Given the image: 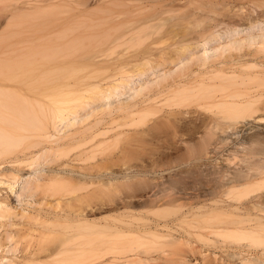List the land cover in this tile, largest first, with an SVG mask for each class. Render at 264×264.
<instances>
[{
  "label": "bare ground",
  "instance_id": "obj_1",
  "mask_svg": "<svg viewBox=\"0 0 264 264\" xmlns=\"http://www.w3.org/2000/svg\"><path fill=\"white\" fill-rule=\"evenodd\" d=\"M11 1L0 0V27L8 22L0 33V264H135L168 237L164 217L179 208L136 209L155 206L125 192L143 171L108 164L115 151L143 143L137 135L151 131L140 130L151 120L188 106L226 125L229 137L258 129L264 0L254 1V14L235 0H136L137 19L111 0L97 18L86 14L90 21L69 15L82 1ZM124 39L125 50L150 39L179 46L157 62L147 48L113 58L112 45ZM253 155L247 178L227 197L264 193V146ZM200 208L184 215L191 228L264 255V217ZM104 210L112 215L99 216ZM26 238L36 244L21 250Z\"/></svg>",
  "mask_w": 264,
  "mask_h": 264
},
{
  "label": "rangeland",
  "instance_id": "obj_2",
  "mask_svg": "<svg viewBox=\"0 0 264 264\" xmlns=\"http://www.w3.org/2000/svg\"><path fill=\"white\" fill-rule=\"evenodd\" d=\"M5 1L15 4L11 0ZM71 1H82V4L71 3L76 7V11L71 10L69 15L74 14L76 18L85 15L81 20L90 21L93 17H87L86 14L93 13L97 18L102 13L101 8L111 0ZM115 1L123 2L122 14L127 12L126 16L138 18L140 13L138 8L142 2ZM254 1L235 0V4H238V7L245 6V11L250 10L249 12L254 14L257 9ZM2 6L3 4L0 3V7ZM8 14L9 11H5L1 21L4 22ZM126 16L122 15L113 20L120 22ZM7 23L4 22L0 27V33ZM126 40L112 45L116 52L113 58L122 59L134 54L135 51L147 48L149 53L145 56L157 62L161 61L163 55L166 59L172 57L179 46L177 40L163 39L154 42L150 39L139 47L125 50L127 46L123 44L127 42ZM119 44L122 45L117 47ZM130 62H140V60ZM193 69H196V66H193ZM206 115L207 113L200 108L188 106L181 108L175 114H170V120H151L148 127L140 129L147 130L150 127L151 131L148 129V134L137 135L143 143L138 142L130 147L133 151L128 149L129 151L123 154L115 151L117 156L115 155L113 161L108 164L114 171H124L131 167L143 171L135 181L131 182V187L134 189L125 192L130 195L135 194L138 204H142L147 197L154 199L155 206L136 209L147 212L165 207L179 208L164 217L169 227L164 228L162 233L168 237L161 239V244L157 248L142 255L135 264H246V260L254 264H264L261 250L254 251L245 247L246 241L226 239L212 234L207 228L198 233L183 220L185 214L189 216L198 207H201L202 211L217 210L218 207V211H233L240 218L264 217V212H260L258 207L254 206L257 204L259 207H264V193L261 197H247L240 201L226 196V192L232 186L240 185L245 181L249 163L254 162L253 153L264 146V120L253 123V126L258 127L253 132L243 130L237 134L231 133L229 137L226 125L219 120L208 119ZM132 135L133 131H129L126 138H131ZM124 143L125 141L121 144ZM148 170L150 171L147 172ZM159 184L160 189L155 188ZM12 197L14 204H17V198L13 195ZM124 209L122 208L121 211ZM134 210L129 211L135 212ZM110 215L112 212L104 210L99 216L110 217ZM35 244L36 239L26 238L22 240L20 248L23 250ZM17 255L20 256L19 253Z\"/></svg>",
  "mask_w": 264,
  "mask_h": 264
}]
</instances>
